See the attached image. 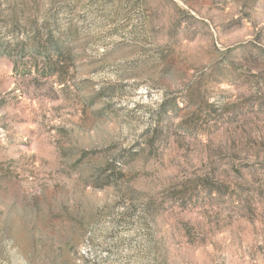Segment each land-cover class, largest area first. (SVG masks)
Here are the masks:
<instances>
[{
	"label": "rangeland",
	"instance_id": "obj_1",
	"mask_svg": "<svg viewBox=\"0 0 264 264\" xmlns=\"http://www.w3.org/2000/svg\"><path fill=\"white\" fill-rule=\"evenodd\" d=\"M0 264H264V0H0Z\"/></svg>",
	"mask_w": 264,
	"mask_h": 264
}]
</instances>
